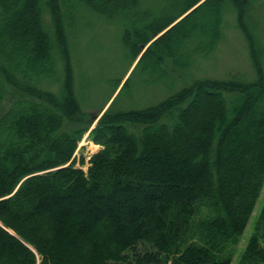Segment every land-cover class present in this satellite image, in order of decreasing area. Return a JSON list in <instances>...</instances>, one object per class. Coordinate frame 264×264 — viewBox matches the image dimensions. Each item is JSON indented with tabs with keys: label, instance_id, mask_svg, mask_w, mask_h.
Listing matches in <instances>:
<instances>
[{
	"label": "trees",
	"instance_id": "trees-1",
	"mask_svg": "<svg viewBox=\"0 0 264 264\" xmlns=\"http://www.w3.org/2000/svg\"><path fill=\"white\" fill-rule=\"evenodd\" d=\"M225 1L254 79L195 77L154 105L110 103L91 131L100 148L86 171L75 166L95 116L79 104L70 62L78 14L120 23L131 64L153 39L137 64L173 81L189 76L194 55L215 49ZM253 3L0 0V264H233L224 248L244 231L264 186L262 48L247 22ZM59 71L58 91L39 86ZM261 239L264 202L237 264H264Z\"/></svg>",
	"mask_w": 264,
	"mask_h": 264
},
{
	"label": "rangeland",
	"instance_id": "rangeland-1",
	"mask_svg": "<svg viewBox=\"0 0 264 264\" xmlns=\"http://www.w3.org/2000/svg\"><path fill=\"white\" fill-rule=\"evenodd\" d=\"M150 1L153 5L156 0ZM221 13L224 22L220 32L221 37L215 49L207 55H194L188 71L189 76L187 74L185 78L173 81L168 77L157 79L154 73L147 72L144 62L137 64L139 55L131 64L130 56L121 42L123 28L120 23L109 22L96 14L84 11L78 14V18L83 17V20H76L74 24L78 23L77 27H72L68 35L70 62L74 70L79 104L86 114L97 115V117L91 121L89 128L84 131L78 141L74 152L75 166L86 171L90 155L100 148L101 145L92 140L91 131L109 103L121 109L154 105L195 77L254 79L248 45L242 31L238 28L236 12L229 1L224 2ZM247 17L248 25L262 48L261 61L264 69V0H254ZM46 18L49 19L48 16ZM59 76L55 79H43L38 84L42 88L58 91L61 72ZM120 78H122L120 84L115 89ZM108 99L109 101L105 104ZM81 156L84 158L83 163L79 161ZM263 202L264 186L244 231L234 242L227 243L224 248V254L231 255L233 264L238 263L248 238L256 230L257 215ZM0 225H2L1 222ZM6 229L15 234L12 229L7 227ZM21 240L33 249V246L23 238ZM260 242L264 245V239Z\"/></svg>",
	"mask_w": 264,
	"mask_h": 264
},
{
	"label": "water",
	"instance_id": "water-1",
	"mask_svg": "<svg viewBox=\"0 0 264 264\" xmlns=\"http://www.w3.org/2000/svg\"><path fill=\"white\" fill-rule=\"evenodd\" d=\"M145 48H146L145 46L142 47L143 50H145Z\"/></svg>",
	"mask_w": 264,
	"mask_h": 264
}]
</instances>
